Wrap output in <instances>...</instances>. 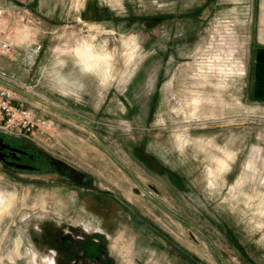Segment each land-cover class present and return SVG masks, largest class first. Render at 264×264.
Here are the masks:
<instances>
[{
  "label": "rangeland",
  "instance_id": "obj_1",
  "mask_svg": "<svg viewBox=\"0 0 264 264\" xmlns=\"http://www.w3.org/2000/svg\"><path fill=\"white\" fill-rule=\"evenodd\" d=\"M224 1L225 10L184 20L178 29L194 32L173 41L148 0H0L14 77L79 121L28 108L41 119L30 138L147 221L113 238L119 264H264V103L248 96L249 11ZM135 101L147 104V121ZM134 142L163 173L131 161ZM167 173L183 192L170 190ZM37 182L49 184L0 170L11 201L0 216V264H46L26 241L30 223L89 217L78 192Z\"/></svg>",
  "mask_w": 264,
  "mask_h": 264
},
{
  "label": "flooded vegetation",
  "instance_id": "obj_2",
  "mask_svg": "<svg viewBox=\"0 0 264 264\" xmlns=\"http://www.w3.org/2000/svg\"><path fill=\"white\" fill-rule=\"evenodd\" d=\"M148 1L159 10V22L156 26L158 25L161 32L173 34V41L177 35L194 32L191 29H183L184 26L178 29L184 20L201 19L206 12L210 16L211 10L217 12L219 8L222 11L226 5L231 4L224 0ZM149 24L144 28L148 29ZM132 29L135 31L136 26L133 25ZM141 77L142 74L137 76L135 84ZM135 106L147 121V104L142 107L135 101ZM127 150L131 161L144 169L146 175L147 168L163 173V166L152 154L147 153L142 143H131ZM114 159L118 161L116 157ZM124 169L134 180L137 178L130 169ZM0 170L20 179L48 181L49 184L37 182V185L49 189H73L79 193L78 196L85 204L88 218L76 221L71 218L51 217L35 225L30 223L26 241L33 248L32 253L45 259L46 264H119L120 257L112 244L113 238L121 232L130 231V226L135 225V221L147 224L144 218L135 217V208L127 203L130 202L128 199L124 201L125 199L122 200L114 194L113 189L98 185L89 172L53 154L29 137L0 131ZM166 178L170 190L175 194L185 190L183 181L179 180L178 176L167 173ZM139 182L137 181L138 184L132 189L137 195L145 191ZM117 189L120 190L121 187ZM118 207L124 210L119 211ZM142 246L139 241L133 242L134 250H141Z\"/></svg>",
  "mask_w": 264,
  "mask_h": 264
},
{
  "label": "crops",
  "instance_id": "obj_3",
  "mask_svg": "<svg viewBox=\"0 0 264 264\" xmlns=\"http://www.w3.org/2000/svg\"><path fill=\"white\" fill-rule=\"evenodd\" d=\"M235 2H240L242 5L244 4V7L249 11L248 15H250L248 17V21L250 22V41L247 58V67L249 71L248 96L256 103H264V0H236ZM2 67L8 74L15 76L6 58L2 59ZM20 81L22 82V80ZM38 95L39 94L35 92L29 93V91L26 90H18L16 93V100L17 103L27 108H33L36 112L38 111L43 115H45L47 109H50L54 112L63 114L67 119L79 123L78 119L66 112H62L56 107L45 104L43 99Z\"/></svg>",
  "mask_w": 264,
  "mask_h": 264
},
{
  "label": "built area",
  "instance_id": "obj_4",
  "mask_svg": "<svg viewBox=\"0 0 264 264\" xmlns=\"http://www.w3.org/2000/svg\"><path fill=\"white\" fill-rule=\"evenodd\" d=\"M249 48V40L244 49ZM14 44L12 41L0 35V131L22 135L30 138V134L36 130L41 119L31 109L17 103L18 90L27 88L24 84L8 74L2 67V59L14 60ZM245 69V63L242 65Z\"/></svg>",
  "mask_w": 264,
  "mask_h": 264
},
{
  "label": "bare ground",
  "instance_id": "obj_5",
  "mask_svg": "<svg viewBox=\"0 0 264 264\" xmlns=\"http://www.w3.org/2000/svg\"><path fill=\"white\" fill-rule=\"evenodd\" d=\"M86 66H89L86 64ZM224 166V165H223ZM214 173L212 172V175ZM11 201H7V199L3 196V194L0 192V216L4 214V212L10 207Z\"/></svg>",
  "mask_w": 264,
  "mask_h": 264
}]
</instances>
